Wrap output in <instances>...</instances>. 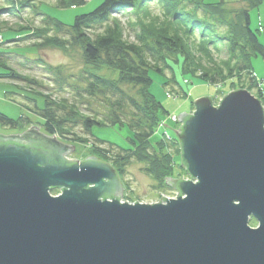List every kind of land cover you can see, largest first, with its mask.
I'll return each instance as SVG.
<instances>
[{
	"label": "water",
	"instance_id": "1",
	"mask_svg": "<svg viewBox=\"0 0 264 264\" xmlns=\"http://www.w3.org/2000/svg\"><path fill=\"white\" fill-rule=\"evenodd\" d=\"M193 104L173 130L191 180L165 177L178 194L157 204L120 203L115 171L95 157L60 165L21 146L46 138L35 127L0 134L11 143L0 145V264H264L261 103L236 90Z\"/></svg>",
	"mask_w": 264,
	"mask_h": 264
},
{
	"label": "trees",
	"instance_id": "2",
	"mask_svg": "<svg viewBox=\"0 0 264 264\" xmlns=\"http://www.w3.org/2000/svg\"><path fill=\"white\" fill-rule=\"evenodd\" d=\"M54 1L56 8L68 9L83 6L90 0ZM151 3L158 4L160 11L157 15L151 12ZM263 3L264 0H238L237 6H243L233 7L224 1L206 4L204 0H103L91 12L75 16L71 25L46 16L43 28L35 30L36 35L65 32L69 34L68 41L71 40V45L82 46L84 58L89 63H101L118 76L116 80L109 81L91 70L85 71L84 94L100 102L105 108L106 112L101 119L80 116L75 104L66 100L54 101L47 96H41L44 99L42 109L35 104H32V109L26 108L43 121L40 125L46 139L49 136L74 143H86V139L75 134V128L81 127L92 138L90 131L94 126H126L132 133L129 142L135 152L112 144L107 146L108 150L101 149L99 147L105 143L93 138L92 150L102 155L104 160L111 161L113 167L116 165L120 172L132 160L148 164L145 171L154 182L160 187L177 191L171 182L164 181L165 176L170 175L173 163L167 150H174L175 142H159L158 146L162 151L157 152L156 149L157 154L150 142L157 123L168 113L150 93L149 72L162 76L167 70H171L168 63H177L178 57H181L182 75L214 86L228 79H237L242 89L256 90V98L264 107L263 91L257 89L255 78H250V74H253L252 60L259 56L264 59V46L258 40L260 31L251 29L250 12L259 9ZM121 12L134 15L128 19L127 24L132 31L131 42L125 39L124 30L114 16ZM50 39L60 41L57 36ZM64 40L62 44L65 43ZM38 45L44 46L43 43ZM223 48L226 58H215L214 55L218 56ZM8 65L5 58H0V67L13 76L14 71ZM49 71L56 78L60 77V68ZM174 78L172 75L164 86L174 83ZM123 85L134 88L137 96L128 95L122 89ZM182 92L186 97L183 90L176 92V96L180 97ZM20 120L21 118L14 121L0 114V125L6 129H17ZM38 140L36 146L47 151L51 162L71 165L61 156L56 145ZM1 144L11 143L0 140ZM177 149L178 155H181L179 148ZM113 195L106 196L105 199H113Z\"/></svg>",
	"mask_w": 264,
	"mask_h": 264
},
{
	"label": "rangeland",
	"instance_id": "3",
	"mask_svg": "<svg viewBox=\"0 0 264 264\" xmlns=\"http://www.w3.org/2000/svg\"><path fill=\"white\" fill-rule=\"evenodd\" d=\"M102 1L90 0L85 5L77 8L58 9L54 0H0V58H5L8 61V66L14 71L12 76L8 71L0 67V114L14 121L21 118L15 130L6 129L0 125L1 135L22 134L31 127H35L38 133L46 136L40 125L43 121L26 108L32 109V104H35L37 108L42 109L44 107V99L41 96L50 97L54 101L66 100L75 104L81 114H79L80 116H95L97 119H101L102 114L106 112L105 108L100 102L92 100L84 94L85 71L91 70L109 81L116 80L117 73L106 68L101 63H89L84 58L82 46L71 45V40L68 41L69 34L65 32H49L46 35H36L37 31L35 30L43 28V20L46 16L65 25H71L75 16L91 12ZM219 1H224L233 7L243 6L241 4L237 6V2L233 3L237 0H204L206 4ZM263 8L264 3L259 9L250 12L252 30H256L254 28L257 25L254 22L258 19L256 15L258 14L259 17L264 18ZM150 10L154 15H157L160 11L156 3H151ZM114 16L119 20L120 26L124 30L125 39L131 42L133 39L132 31L127 24L128 19L133 18L134 15L128 12H121L120 14H114ZM258 21L256 20V22ZM56 36L59 37V42L50 39ZM259 37L262 39L264 35L261 34ZM63 40L65 43L62 44ZM41 43L44 46L38 45ZM194 54L198 55L197 53ZM214 56L215 58H226L224 48L218 56ZM263 60L260 56L254 58L251 63L252 69L254 64L258 68L264 67ZM181 62V57H178L177 63L169 62L168 66L171 70H167L162 76L152 71L149 72V78L151 79L150 93L171 116V119L166 115L161 117L150 136V142L156 154L162 151L158 146L159 142L163 141L168 144L175 142L174 150H167L172 156L173 163L170 175L165 177L172 180L190 181L191 179L186 170L181 167V156L177 153V148L180 151V142L173 130H176L178 134L181 133L178 130L182 125L177 120L178 115L181 113L192 115L195 112L193 101L200 97L208 96L211 98L213 105L218 106L223 96L229 92L244 90L256 98V90L242 89V85L237 79H228L219 83L220 85L214 86L200 79L182 75L180 72ZM54 68H60L59 78H56L51 74L53 72L49 71L54 70ZM172 75L175 77V82H171L165 87L164 84ZM254 77L255 74H250V78ZM262 78L264 79V77ZM122 89L132 97L137 96V91L130 86L123 85ZM179 90H183L186 93V97L183 96L182 92L180 97L178 96L175 99L174 96ZM36 92L41 93V95H37ZM262 108L264 109L263 106ZM172 118H175V123L172 122ZM163 122L168 128L162 126ZM74 132L88 142L74 143L56 138V141L70 145L73 148L66 151V154H64L65 159L77 161V164H79L80 161L92 156L108 164L112 169L114 168L113 170L122 189L121 197H119L120 203L157 204L162 196L168 197L174 194L169 187H160L146 173L145 168L149 166L148 164L137 163L132 160L120 172V169L115 164V167H113L111 161L104 160L101 157L102 155L92 150L91 144L94 139L105 143L104 146L99 147L101 149L108 150L107 146L112 144L115 147L135 152L129 142L132 138V133L126 126L122 128L117 126H94L90 131L93 139L88 134H85L81 127L75 128ZM164 132L169 138H166ZM160 146L162 147V145ZM60 193V190L50 191L52 196H57ZM249 226L257 228L258 224L256 221L251 220Z\"/></svg>",
	"mask_w": 264,
	"mask_h": 264
},
{
	"label": "crops",
	"instance_id": "4",
	"mask_svg": "<svg viewBox=\"0 0 264 264\" xmlns=\"http://www.w3.org/2000/svg\"><path fill=\"white\" fill-rule=\"evenodd\" d=\"M236 2H238V0L237 1H234L233 3H236ZM252 12V11H251ZM263 13H264V8H263ZM256 17L258 18V19H256L258 22H256V20H255V24H257L254 28L256 29V30H259L260 31V36H261V34L262 35H264V18H261V17H259V15L257 14L256 15ZM250 23L252 24V22H251V16H250ZM258 40H259V42H260V44L262 45V46H264V37L261 39V37H259L258 38ZM263 63H264V60H263ZM257 70V71H256ZM252 72L257 76V77H259V78H262V77H264V67L262 66V68H258V67H256L255 66V64L253 65V69H252ZM263 97H264V90H263Z\"/></svg>",
	"mask_w": 264,
	"mask_h": 264
},
{
	"label": "flooded vegetation",
	"instance_id": "5",
	"mask_svg": "<svg viewBox=\"0 0 264 264\" xmlns=\"http://www.w3.org/2000/svg\"><path fill=\"white\" fill-rule=\"evenodd\" d=\"M32 136L33 135L24 136V138H22V140H21V142L19 144L21 146H25L28 149H31V150H34V151H38L40 149H38V147L32 143V139H35V136H33V137ZM37 138L38 139H41V140H44V141L46 140V141H49V142L53 143L52 141H50V140H48L46 138H43V137H41L39 135H37ZM56 147L58 148V151L60 152L61 156L65 159V157H64V154H65L64 153V150L61 149V148H59L58 146H56ZM38 152H41V151H38ZM116 189H117L116 186H114L113 191L115 192Z\"/></svg>",
	"mask_w": 264,
	"mask_h": 264
},
{
	"label": "built area",
	"instance_id": "6",
	"mask_svg": "<svg viewBox=\"0 0 264 264\" xmlns=\"http://www.w3.org/2000/svg\"><path fill=\"white\" fill-rule=\"evenodd\" d=\"M255 78V81H256V84H257V89H259L260 91H262V90H264V79L262 78H256V77H254ZM167 96H169V95H167ZM175 98V97H174ZM169 119H171V116H169ZM175 118H172V122L173 123H175ZM162 123V122H161ZM163 124L165 125V123L163 122ZM162 124V126L163 127H166V126H164ZM166 128H168V127H166ZM164 134H165V136H166V138H169L167 135H166V133L164 132ZM164 134H163V136H164ZM162 136V137H163ZM173 195L172 196H168V197H164V198H166V199H176V196H177V194H178V192L177 191H173ZM163 197V196H162ZM161 199V198H160ZM162 203H165V201H163Z\"/></svg>",
	"mask_w": 264,
	"mask_h": 264
},
{
	"label": "bare ground",
	"instance_id": "7",
	"mask_svg": "<svg viewBox=\"0 0 264 264\" xmlns=\"http://www.w3.org/2000/svg\"><path fill=\"white\" fill-rule=\"evenodd\" d=\"M254 74V73H253ZM175 99H177V96H175ZM264 110V109H263ZM167 117L169 116V115H166ZM54 189H52L51 191H53Z\"/></svg>",
	"mask_w": 264,
	"mask_h": 264
}]
</instances>
